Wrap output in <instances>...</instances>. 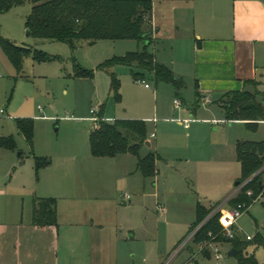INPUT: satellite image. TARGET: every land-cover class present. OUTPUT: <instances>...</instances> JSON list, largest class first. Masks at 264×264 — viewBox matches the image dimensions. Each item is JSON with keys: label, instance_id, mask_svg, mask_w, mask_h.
I'll use <instances>...</instances> for the list:
<instances>
[{"label": "rangeland", "instance_id": "obj_1", "mask_svg": "<svg viewBox=\"0 0 264 264\" xmlns=\"http://www.w3.org/2000/svg\"><path fill=\"white\" fill-rule=\"evenodd\" d=\"M169 4H155L154 21L169 22ZM32 7L26 2L0 12L3 38L53 56L36 61L25 55L19 70L0 43V108L6 110L0 115V141L12 144L0 145V192H5L0 195V220L14 206L18 221L32 224L34 197H53L58 228L37 233L41 241H36L35 258L24 249L23 239L16 245L12 238L16 240L22 230L10 228L0 238V260L7 257L14 262V258L17 264H176L186 259V248L178 251L182 253L174 261L178 252L171 255L175 244L185 242L191 233L196 203L228 198L242 175L236 144L263 140L264 122L256 129L243 121L228 122L225 109L216 103H200L195 114L181 113L184 106L175 108L174 99L178 96L193 110L195 91L183 97L174 94L171 84L157 83L149 72L143 77L151 86L147 88L128 65L101 66L114 56L142 49V42L76 40L73 49L68 42L28 36L26 22ZM159 47L157 43L149 49L156 52ZM77 67L94 75H77ZM113 76L120 83L117 89ZM250 88L259 91L253 84ZM96 117L109 122L134 117L146 120L149 135L154 132L158 137H149L154 146L148 149L145 142L141 154H158L159 176H143L134 154L94 156L91 130L97 125ZM18 118L33 121V147L19 131ZM216 213L215 207L195 229ZM13 219L9 215L5 221ZM263 227L264 201H257L239 217L236 232L245 240L257 230L264 235ZM189 245L196 250L195 256L204 246ZM216 245L223 254L221 260L215 257ZM231 247L232 242H215L208 246L213 257L200 253L198 262L238 264L236 256L228 255ZM255 251L264 262V246Z\"/></svg>", "mask_w": 264, "mask_h": 264}, {"label": "trees", "instance_id": "obj_2", "mask_svg": "<svg viewBox=\"0 0 264 264\" xmlns=\"http://www.w3.org/2000/svg\"><path fill=\"white\" fill-rule=\"evenodd\" d=\"M155 1L158 0H0V12L4 13L26 2L32 3V12L26 22L32 35L42 39L68 42L73 49L76 40L135 39L142 42V49L114 56L101 66L107 68L116 64L128 65L133 69V75L137 80L143 79L145 73L135 71L134 68L143 69L152 73L157 83L171 84L179 94L185 87V80L176 76L165 64L156 61L154 54L148 49L153 41L152 17ZM0 43L19 70L22 58L28 54L36 61L53 59V56L37 48L16 45L1 35ZM76 74L94 75L92 71L80 67L76 68ZM119 84V80L113 76V87L117 89ZM221 105L225 109L227 121H244L251 129H256L259 122L264 120V92L260 90L252 92L244 88L227 92ZM16 121L19 131L33 147V121L29 118H18ZM148 135L145 120L119 119L109 122L104 118H97V125L91 130V151L96 157L134 154L138 157V169L143 176L156 177L159 171L158 154L154 151L144 156L141 154V147L148 140ZM0 145L12 146L3 141H0ZM236 155L241 164L242 175L239 180L242 183L264 166V139L239 142ZM37 162L38 167H41L43 163L38 157ZM262 184L264 170L256 174L230 203L235 205L238 202H246L247 207H251L253 202L246 191L253 189L258 193L262 190ZM212 209L197 204L196 219L189 232H192ZM219 217L220 212L207 219L193 235L192 242L206 245L205 249L214 242H232L233 247L237 249L238 264H264L255 253L248 252L249 246H264V235L258 231L250 240H243L237 234L235 238L228 239L223 233ZM32 223L41 228H58L55 198L34 197ZM187 264L199 262L194 257Z\"/></svg>", "mask_w": 264, "mask_h": 264}, {"label": "crops", "instance_id": "obj_3", "mask_svg": "<svg viewBox=\"0 0 264 264\" xmlns=\"http://www.w3.org/2000/svg\"><path fill=\"white\" fill-rule=\"evenodd\" d=\"M157 2L171 3L169 5L172 11L171 15L167 18V20L170 19L169 22L163 21L158 23L154 21L153 14L152 25L154 33L152 36V44L156 45L159 43L160 47L157 48L156 52H152L149 48L148 49L154 54L156 61L165 64L172 69L176 76L185 80V87L181 90V93H179L182 97L187 93L189 94L191 91H195V103H192L194 107L193 110H191L188 106V102H185L184 105L182 103L184 101L181 102L182 99H178L179 97L177 95L179 94L176 93L173 87L174 94H177V97L174 99L175 108L181 110L182 106H184L181 113L187 114L191 111L195 114L198 111L200 103L202 105L216 103L222 106L221 101L226 96L227 92L242 90L244 88L251 90L250 85L252 84L262 91L261 88L264 86V0H158L154 3V9ZM152 44L150 46H152ZM138 69L137 67L134 68L135 71H138ZM141 70L143 71L142 74L145 73L146 75L147 71ZM149 88H151V86ZM168 91L171 94L173 92L172 89L169 88ZM176 99L181 102V106H176ZM129 119L141 118L134 117ZM261 122H264V120L259 123ZM152 136L158 137L154 132L148 135L147 141H150L148 149H152L154 146L153 141L149 138ZM156 142H158V139ZM238 143L236 144V149ZM149 152L150 151L147 153ZM147 153L142 154L144 156ZM159 173L158 171V174L154 178H157ZM239 179H237V181ZM234 187L235 189L229 194L226 200L216 203L211 202L210 204L202 203V201L199 200L195 205V219L197 204H203L206 208H217L220 204L226 203L230 196H232L237 188L235 184ZM1 194H5V192L1 191L0 195ZM216 204L218 205L216 206ZM229 206L232 207L233 205L231 203H226L224 208L229 209ZM9 215H13L14 219L12 221H5V218H9ZM9 215L7 217L4 213L3 219L0 220V238H2L10 228L11 230L13 229V231L14 229L22 230V234L16 238V240L14 236H12V238L16 245H19L20 239H23L25 242L24 249H29V252H32L35 258L37 251L36 241H41L36 238L37 233L42 234L43 231L46 230L55 231V228H41L33 225V223L28 224L18 221V212L14 206L12 207V213ZM200 227L192 231L189 236L186 237V240L192 237ZM258 231L259 230H257L256 233ZM237 235H239L238 232ZM191 242L192 239L182 248V251L184 248L187 249V258L180 260V262L176 264H187V262L194 257L198 259L200 253L205 255V252L202 251L198 253V256H195L194 253L196 250L193 251L192 248H189ZM183 243L177 242L175 244L173 248L175 252L171 257L175 256V254L181 250L180 246ZM212 244H215V242ZM253 247L254 249L252 251L248 250V252L255 253L256 255L255 250L258 247ZM40 248L43 247L40 246ZM232 248L233 247H231L230 250ZM182 251L178 252L177 255L172 258L173 260H171H176L181 255ZM170 254L168 256H170ZM17 256L18 253H16L15 258ZM29 256H32L31 253H29ZM212 257L213 255L211 258ZM12 261L14 262L7 260V257H3L2 260H0V264H17L14 258ZM159 264L164 263L161 261Z\"/></svg>", "mask_w": 264, "mask_h": 264}, {"label": "built area", "instance_id": "obj_4", "mask_svg": "<svg viewBox=\"0 0 264 264\" xmlns=\"http://www.w3.org/2000/svg\"><path fill=\"white\" fill-rule=\"evenodd\" d=\"M141 80L146 87H150V84L146 82L145 79H139ZM175 104L177 107L181 106V102L176 99L175 100ZM5 113V109L4 108H0V115H3ZM97 121V117L95 119ZM264 170V166L256 173L258 174L259 172ZM255 174V175H256ZM254 175V176H255ZM252 176L251 178L245 180L244 182H242L235 190V192L232 194V196H230V198L226 201V203H230V201L238 196L241 191L243 190V188L246 186V184L254 177ZM246 194L252 199L253 204L257 201H264V184H262V190L258 193H255V191L253 189H248L246 191ZM127 198H130V195L126 194ZM220 204L217 208L216 211L220 212V223L223 227V233L224 235L228 238V239H233L236 237V225H237V220L239 219V217L243 214L244 211L248 210L250 207H247L246 202H238L235 205H233L231 207V209H225L224 206L225 204ZM193 237V236H192ZM192 237H189L187 240H185V242L183 244H181L180 249H182L183 247H185V245L192 239ZM247 239L250 240L252 239V236L248 235ZM211 245V244H210ZM206 245L202 246L201 248V252L205 251V247ZM208 248V247H207ZM214 254L215 257L218 260H221L223 258V254L221 253L219 247L216 245L214 248ZM213 255V252L211 251V256Z\"/></svg>", "mask_w": 264, "mask_h": 264}, {"label": "water", "instance_id": "obj_5", "mask_svg": "<svg viewBox=\"0 0 264 264\" xmlns=\"http://www.w3.org/2000/svg\"><path fill=\"white\" fill-rule=\"evenodd\" d=\"M27 35H28V36H29V35H32V32H31V30H30L29 28L27 29ZM97 42H98V40H94V41H91L90 43H91V44H95V43H97ZM146 144L150 146V141H146ZM240 184H241V181L238 180V181L235 183V186L238 187ZM204 252H205V255H206L208 258H211V251H210L209 248L205 249ZM236 254H237V249H236L235 247H233V248L228 252V255H229V256H236Z\"/></svg>", "mask_w": 264, "mask_h": 264}]
</instances>
